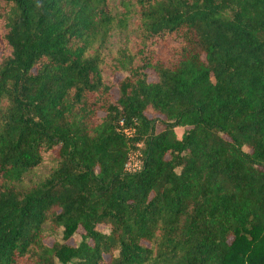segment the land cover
<instances>
[{"label": "trees", "instance_id": "16d2710c", "mask_svg": "<svg viewBox=\"0 0 264 264\" xmlns=\"http://www.w3.org/2000/svg\"><path fill=\"white\" fill-rule=\"evenodd\" d=\"M58 263L264 264V0H0V264Z\"/></svg>", "mask_w": 264, "mask_h": 264}, {"label": "rangeland", "instance_id": "374dc122", "mask_svg": "<svg viewBox=\"0 0 264 264\" xmlns=\"http://www.w3.org/2000/svg\"><path fill=\"white\" fill-rule=\"evenodd\" d=\"M116 39H117V37H113V38H112V44L115 43ZM121 77H122V75H121V74H118V75L116 76V79H119V78H121ZM114 95H116V91L114 92ZM174 130H175L176 136H177L178 138H180L181 135H182V133H183V128H182V127H176ZM128 162H130V165L134 166L136 163H139V159H138V157H137L135 154H132ZM106 231H107V230H106ZM75 240H79V237L76 236V237H75ZM58 264H59V263H58ZM69 264H70V263H69Z\"/></svg>", "mask_w": 264, "mask_h": 264}, {"label": "built area", "instance_id": "2783aa9c", "mask_svg": "<svg viewBox=\"0 0 264 264\" xmlns=\"http://www.w3.org/2000/svg\"><path fill=\"white\" fill-rule=\"evenodd\" d=\"M126 170L129 171H135L136 169L139 168V163H136L134 166L130 165V162H127L125 165Z\"/></svg>", "mask_w": 264, "mask_h": 264}]
</instances>
